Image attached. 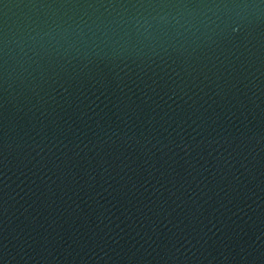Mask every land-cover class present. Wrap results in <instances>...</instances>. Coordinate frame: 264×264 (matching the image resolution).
I'll return each instance as SVG.
<instances>
[{
    "label": "water",
    "instance_id": "water-1",
    "mask_svg": "<svg viewBox=\"0 0 264 264\" xmlns=\"http://www.w3.org/2000/svg\"><path fill=\"white\" fill-rule=\"evenodd\" d=\"M0 264H264V0H0Z\"/></svg>",
    "mask_w": 264,
    "mask_h": 264
}]
</instances>
